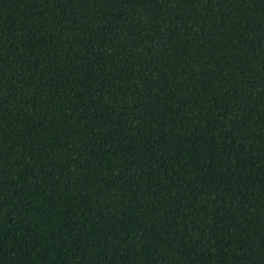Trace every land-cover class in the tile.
<instances>
[{
	"label": "trees",
	"instance_id": "obj_1",
	"mask_svg": "<svg viewBox=\"0 0 264 264\" xmlns=\"http://www.w3.org/2000/svg\"><path fill=\"white\" fill-rule=\"evenodd\" d=\"M0 264H264V0H0Z\"/></svg>",
	"mask_w": 264,
	"mask_h": 264
}]
</instances>
